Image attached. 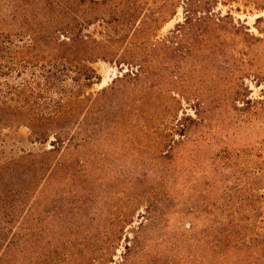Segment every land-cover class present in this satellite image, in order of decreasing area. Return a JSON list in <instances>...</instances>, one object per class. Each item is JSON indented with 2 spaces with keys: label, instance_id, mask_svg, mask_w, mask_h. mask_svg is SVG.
I'll list each match as a JSON object with an SVG mask.
<instances>
[{
  "label": "trees",
  "instance_id": "trees-1",
  "mask_svg": "<svg viewBox=\"0 0 264 264\" xmlns=\"http://www.w3.org/2000/svg\"><path fill=\"white\" fill-rule=\"evenodd\" d=\"M74 1L84 8L98 4ZM116 1L108 23L127 32L131 46L136 40L150 50L140 62H130V70L110 92L90 96L85 89L99 79L87 65L93 58L83 50L92 41L84 33L91 18L76 14L72 25L54 31L59 38L43 28H13L19 20L16 12L0 15V136L26 128L31 142L51 147L0 160V264H184L186 256H170L172 249L160 248H172L176 241L162 233L172 219L176 188L193 179L197 185L189 188L199 199L196 206L188 200L184 205L204 219L200 231L192 229L206 249L202 262L264 264V152L255 146L218 149L209 127L218 106L214 87L220 76L231 83L228 100L236 110L252 115L259 111L262 103L249 98L246 80L264 81V18L256 21L257 36L231 14L216 13L219 0H180L183 21L159 38L169 16L141 20L133 0ZM7 19L12 23L6 24ZM182 40L187 45L180 59L192 57L202 72L197 93L176 94L168 84L170 54ZM183 100L195 117L186 112L180 117ZM84 109L89 116L102 115L131 143L152 140L158 168L131 175L91 172L92 163L79 156L101 135L103 124L94 120L91 128L58 122L82 115ZM190 143L195 149L188 152ZM205 146L212 154L207 169L204 162L198 174L195 168L190 173L180 169L177 160ZM60 184L66 186V195L45 202L43 192ZM109 185L122 188L113 193L114 206L88 215L92 195ZM59 200H66L62 209ZM115 207L119 214L112 212ZM135 218L140 219L137 226ZM120 247L124 253L115 261Z\"/></svg>",
  "mask_w": 264,
  "mask_h": 264
},
{
  "label": "rangeland",
  "instance_id": "rangeland-1",
  "mask_svg": "<svg viewBox=\"0 0 264 264\" xmlns=\"http://www.w3.org/2000/svg\"><path fill=\"white\" fill-rule=\"evenodd\" d=\"M95 1L98 2L97 5L91 6L88 4L84 8L79 7L74 0H0V15L7 12H16L19 15V20L18 22L16 21L17 23H15L13 28L18 29L20 25L24 24L26 28H43L53 34L55 30L65 29L67 26L72 25L76 14L82 18H91L93 21L86 26L84 33L89 34L92 41L83 50L87 56L93 58V62L87 63V65L96 70L99 79L94 80V85L91 88L85 89V93L86 96L97 95L103 90L109 91L111 88L117 86L115 81L130 70V62L134 64L135 61L140 62L139 60H142L143 55L148 54L150 48L141 47V43L136 40L133 41L135 42V46H131L129 44L130 40L126 38L128 33L122 32L120 30L122 28L115 31L114 24L108 23L112 18V14L110 13L118 3L116 0ZM133 1L137 10L136 13L139 15L138 17L142 18L141 20H151L161 13L166 14L165 17L169 16L162 24V28L158 33L159 38L168 36L175 29L176 25L183 21L184 9L182 2L178 3L180 0H175V6H173V0ZM50 5H52L53 9H51ZM174 8L177 9L176 13L170 15L174 11ZM215 12L221 13L223 16L231 14L236 21L240 20L242 23L247 24L250 27V32L257 36L261 35L255 24L258 18H264V0H219ZM5 23L11 24L12 22L10 19H7ZM54 35L60 38V35ZM24 40L26 41V39ZM114 41L118 43L115 45ZM186 45L187 42L185 40L178 42L175 46L176 50L174 49L170 54V63H168V84L176 94L197 93L202 90L203 86L202 72L198 66V62L193 61L192 57H186L185 59H180L179 57L183 53V47ZM52 46L54 47V45ZM246 84L250 89L249 98L260 100L262 103L258 105L259 111L256 115L247 114L246 109L240 111L234 108L232 102L228 100L232 87L227 78L224 79L220 76L214 87V90L218 92V106L214 108L211 114L212 126L209 127L214 129L216 134L215 141L220 144L219 147L218 145L216 146L218 149L226 145L236 150L255 146L253 148L255 151L257 149L264 152V81L257 83L256 80L247 79ZM223 95H225V102L222 101ZM105 107L107 108V103ZM182 108L183 110H180V117L185 116L184 112L195 117L194 109L184 100ZM251 116L253 117L250 118ZM94 120L103 124L104 128L101 135L96 136L98 138L89 142L80 156L76 153L81 158H88L90 163H92L90 167L91 172L107 175H131L139 174L146 170L153 172L158 168L159 163L156 158L157 156H155L156 144L152 140L150 142L149 140L137 139V141H134L135 143H131L132 141L125 140L123 135L119 136L116 127L104 121L105 118L102 115L89 116V112L86 113L84 109L82 115L71 119L60 118L58 122L86 123L92 128L91 125ZM203 131H209V128ZM29 135V131L26 128L4 132L0 136V160L17 157L27 151H39L51 148L50 143L40 144L31 142ZM194 149L191 143L186 147L188 152ZM86 153L87 157L85 156ZM211 156L210 149L205 146L202 151L198 153L194 151L193 154H188L187 159H179L177 161L180 169L183 168L187 173H190L189 170L195 168L198 174L204 167L207 169L205 165L207 162L208 164L211 163L209 161ZM247 160L248 158L243 155L241 162L245 163ZM202 162H204L203 168L201 167ZM195 182L193 179L187 182L186 186L183 184L182 186L178 185V188H176L177 199L173 204L170 225L166 230L162 231L163 234L165 233L164 236L173 239L175 237L176 241L171 246L172 248L164 245L160 249L166 252L172 249L169 254L170 256H186L184 264H205L202 262L206 253L205 246L202 242L197 243L200 237L198 234L192 232L193 228L197 232L203 228L204 219L200 215L190 214L188 208L189 206H196L195 203L199 199V194L190 189H193L197 185ZM114 186L109 185L105 188L103 186L102 189H98L92 195L91 209L86 210L88 215L92 216L98 209L99 211L96 214H101L103 210L114 206V203L111 201L113 193L122 190V188H113ZM65 191L66 186L60 184L55 190L49 188L44 191L43 199L47 202L54 195L61 198L63 195H66ZM66 200L62 201V203L59 200L61 209L66 204ZM187 200L189 201V206L184 205V202ZM100 209L102 210L100 211ZM119 211L120 208L118 210L117 207L112 209V212L116 214H119ZM58 218L60 216H57ZM139 222L140 219L135 218L134 226H137ZM123 253L124 248L120 247L115 256V261H120L121 254Z\"/></svg>",
  "mask_w": 264,
  "mask_h": 264
}]
</instances>
